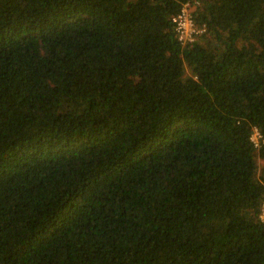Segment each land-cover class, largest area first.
Instances as JSON below:
<instances>
[{
    "label": "trees",
    "instance_id": "trees-1",
    "mask_svg": "<svg viewBox=\"0 0 264 264\" xmlns=\"http://www.w3.org/2000/svg\"><path fill=\"white\" fill-rule=\"evenodd\" d=\"M255 129L264 0H0V264H264Z\"/></svg>",
    "mask_w": 264,
    "mask_h": 264
},
{
    "label": "built area",
    "instance_id": "built-area-1",
    "mask_svg": "<svg viewBox=\"0 0 264 264\" xmlns=\"http://www.w3.org/2000/svg\"><path fill=\"white\" fill-rule=\"evenodd\" d=\"M195 2L199 4V1ZM196 3L186 2L180 11L172 18L178 39L183 44L194 41L196 36L203 31L195 20L194 12L197 8ZM252 141L257 147H260L261 143H264V137L258 129L254 130ZM261 219L264 220V202L262 204Z\"/></svg>",
    "mask_w": 264,
    "mask_h": 264
},
{
    "label": "rangeland",
    "instance_id": "rangeland-1",
    "mask_svg": "<svg viewBox=\"0 0 264 264\" xmlns=\"http://www.w3.org/2000/svg\"><path fill=\"white\" fill-rule=\"evenodd\" d=\"M186 73L188 74V71H187ZM263 166H264V160L259 159V160H258V173L261 172Z\"/></svg>",
    "mask_w": 264,
    "mask_h": 264
}]
</instances>
